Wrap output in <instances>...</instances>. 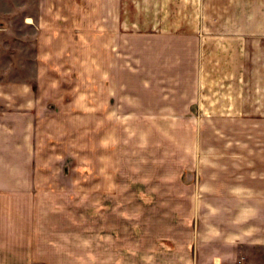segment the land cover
Masks as SVG:
<instances>
[{
	"label": "crops",
	"instance_id": "1",
	"mask_svg": "<svg viewBox=\"0 0 264 264\" xmlns=\"http://www.w3.org/2000/svg\"><path fill=\"white\" fill-rule=\"evenodd\" d=\"M85 3L74 5L75 29L141 33V45L161 48L162 94L170 95L165 87L179 86L178 110L187 112L180 113L178 125L194 133L178 156V194L171 193L172 186L164 188V230L146 233L152 243L60 246L44 234L38 183L31 181L38 116L31 107L11 108L8 93L0 97V264H264V0ZM55 15L52 8L51 23H57ZM86 15L97 19L80 23ZM116 36L110 45H117ZM170 79L178 81L166 82ZM169 104L164 109L171 111ZM163 122L172 124L171 118ZM204 127L217 128L214 136L226 144L234 143L237 133H244L237 136L239 143L249 142L248 128H256L257 150H198L202 140L196 133ZM131 236L138 242V230Z\"/></svg>",
	"mask_w": 264,
	"mask_h": 264
},
{
	"label": "rangeland",
	"instance_id": "2",
	"mask_svg": "<svg viewBox=\"0 0 264 264\" xmlns=\"http://www.w3.org/2000/svg\"><path fill=\"white\" fill-rule=\"evenodd\" d=\"M89 1L97 3L0 0V97L10 93L11 108L31 107L38 116L31 181L38 183L44 234L76 248L104 241L145 246L152 243L147 232L164 230L160 199L168 197V186L178 194V156L194 133L178 125L180 113L187 112L178 110L179 86L165 87L170 95L162 94L161 48L141 45V33L75 29L74 5ZM52 8L57 23H51ZM82 18L80 23L88 25L97 16ZM113 36L117 45H110ZM168 103L171 111L164 109ZM167 118L171 125L164 124ZM152 121L154 126L148 125ZM216 129L202 128V138L197 130L198 150H257L256 128H248L252 137L243 144L237 140L244 133L226 144L214 136ZM26 209L33 215L31 205ZM137 230L138 242L131 236Z\"/></svg>",
	"mask_w": 264,
	"mask_h": 264
}]
</instances>
